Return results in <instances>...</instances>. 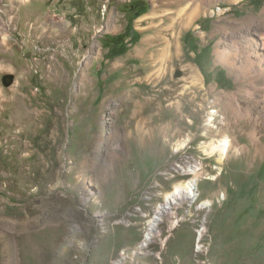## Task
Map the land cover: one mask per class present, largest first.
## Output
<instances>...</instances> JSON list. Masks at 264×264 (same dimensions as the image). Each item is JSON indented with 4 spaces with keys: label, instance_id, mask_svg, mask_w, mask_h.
<instances>
[{
    "label": "rangeland",
    "instance_id": "1",
    "mask_svg": "<svg viewBox=\"0 0 264 264\" xmlns=\"http://www.w3.org/2000/svg\"><path fill=\"white\" fill-rule=\"evenodd\" d=\"M263 10L0 0V264H264V57L249 41L263 43ZM225 137L219 161L208 146ZM191 156L199 201L174 207L141 255L184 184L169 164Z\"/></svg>",
    "mask_w": 264,
    "mask_h": 264
},
{
    "label": "bare ground",
    "instance_id": "2",
    "mask_svg": "<svg viewBox=\"0 0 264 264\" xmlns=\"http://www.w3.org/2000/svg\"><path fill=\"white\" fill-rule=\"evenodd\" d=\"M200 2H210V0H199ZM242 0H234V3H239ZM195 2V1H194ZM155 3V2H154ZM193 10L198 11V5H193ZM157 6L154 4V13L157 12ZM185 10V9H184ZM155 15V14H154ZM262 15H264V10L262 12ZM154 19V18H153ZM250 46L252 47V50L256 54H260L259 58L264 57V40H262V45L259 41H257L255 38H251L250 40ZM142 50L146 51L147 48H142ZM139 51V50H138ZM141 51V49H140ZM143 51V52H144ZM140 53V52H139ZM217 111H212L211 115L209 116V124H211L215 118V114ZM209 154L211 155H218L219 161H223L227 153L230 150V140L229 138L225 137L221 140H218L217 142H213L209 144ZM185 148V145L182 147ZM194 164L189 166L187 169L183 170L182 164H189L191 162L190 157H186V160L182 161V164H175L173 167V171L176 175L185 177L184 178V184H179L176 186L175 192L172 194H169L167 197H165L163 203L159 204L156 210H154V213L150 218V224L146 225V231H145V238L143 242L141 243L140 254L143 255V250H145L147 247L154 243L156 237L160 234V226L163 223L164 217L167 215H175V213L172 212V209L174 207L180 206V204L183 202V200L188 199L190 204H193L198 202L199 197H201V192L199 189L200 181L202 178L200 177L202 164L201 161L198 159L192 157ZM204 177V176H202ZM206 179L214 180V177L206 176ZM199 184V185H198ZM222 199H224V196L222 195ZM211 206V203L206 201L205 203H201L200 207H198V210H202V208H208ZM178 218V217H175ZM179 224V221H171L170 222V229H174ZM205 229L202 227V234H204ZM202 239V237H201ZM201 239H197V252L202 251V247L200 246ZM201 249V250H200Z\"/></svg>",
    "mask_w": 264,
    "mask_h": 264
},
{
    "label": "built area",
    "instance_id": "3",
    "mask_svg": "<svg viewBox=\"0 0 264 264\" xmlns=\"http://www.w3.org/2000/svg\"><path fill=\"white\" fill-rule=\"evenodd\" d=\"M175 164H182V158L181 159H178V160H176V161H173V162H171L169 165H175ZM192 164H194V162H193V159H192V156H191V162L189 163V164H182L183 165V170H185V169H187L189 166H191ZM217 169V168H216ZM158 173H160V171L158 172ZM199 185V184H198ZM145 187H147L148 188V184L145 186ZM149 192V191H148ZM147 199H148V197H147ZM146 209V202L144 203V205L142 206V207H132L131 209H130V211H131V215L134 213V210H145ZM203 209H208V208H202V210ZM155 214V213H154ZM180 220V219H179ZM181 221V220H180ZM148 222V224H150V220L149 221H147ZM129 226H131V225H129ZM203 236V234H202V226L200 227L199 226V228L197 229V239H201V237ZM144 238H145V236L143 235V240H144ZM143 240L140 242V244L138 245L139 247H141V243L143 242ZM201 250V249H200Z\"/></svg>",
    "mask_w": 264,
    "mask_h": 264
},
{
    "label": "trees",
    "instance_id": "4",
    "mask_svg": "<svg viewBox=\"0 0 264 264\" xmlns=\"http://www.w3.org/2000/svg\"><path fill=\"white\" fill-rule=\"evenodd\" d=\"M256 1H258V0H256ZM121 37H122V36H119V38H121ZM124 52H125V51H124ZM124 52H123V53H124Z\"/></svg>",
    "mask_w": 264,
    "mask_h": 264
}]
</instances>
